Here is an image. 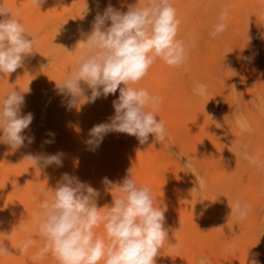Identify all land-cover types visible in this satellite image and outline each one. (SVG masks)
<instances>
[{"label":"rangeland","instance_id":"374dc122","mask_svg":"<svg viewBox=\"0 0 264 264\" xmlns=\"http://www.w3.org/2000/svg\"><path fill=\"white\" fill-rule=\"evenodd\" d=\"M149 2L46 0L40 8L31 0H0L39 40L21 68L0 74V102L13 89L24 92L22 114H34L24 134L35 137L16 151L0 144V246L11 253L0 256V264H59L51 252L36 258L46 245L36 214L62 174L98 189V207H103L112 200L103 179L119 183L130 169L137 184L150 189L154 206L166 210L168 240L156 264H264V112L257 108L264 104V0H171L180 20L177 39L185 42L188 60L170 67L157 58L131 85L160 97L155 115L165 126L163 142L150 134L142 145L134 136L112 132L103 146L90 151L85 145L89 130L109 122L119 90L71 109L69 97L58 94L55 81L76 68L83 48L77 42L90 33L97 12L109 4L127 11ZM225 9L226 31L213 38L210 32ZM197 82L207 86L205 95L194 94ZM240 114L250 132L237 126ZM49 139L53 142L45 143ZM244 151L257 163L244 160ZM28 153H60L63 165L39 171L24 160ZM187 160L203 187L184 168ZM236 201L249 206L244 219L231 214ZM94 232L107 239L103 224ZM29 239L34 243L21 253Z\"/></svg>","mask_w":264,"mask_h":264},{"label":"clouds","instance_id":"9594fccd","mask_svg":"<svg viewBox=\"0 0 264 264\" xmlns=\"http://www.w3.org/2000/svg\"><path fill=\"white\" fill-rule=\"evenodd\" d=\"M45 2L31 0L33 6L40 8ZM227 17L225 9L214 31L210 32L213 38L226 31ZM179 25L171 0H150L144 5L135 3L128 6L127 11L109 4L103 12H97L90 33L77 42V45L83 44V48L76 68L66 73L61 82L55 81L58 94L69 97V109L94 103L119 90L109 122L98 123L89 130L85 141L88 150L95 151L112 132L134 136L142 145L148 142L150 134L157 142L168 138L163 121L155 115L159 111L160 97L131 85L147 75L157 58L170 67L186 64L187 46L177 39ZM38 43V38L0 3V74L9 75L21 68ZM86 89L90 90V95H86ZM193 92L203 96L207 86L197 82ZM23 93L13 89L0 102V144L13 151L24 147L26 141L28 145L35 142L34 135L24 134L34 114H22V107L26 105ZM81 100L85 102L81 104ZM257 108L264 112V104H258ZM236 124L242 132L252 130L242 114L237 115ZM48 135L54 139V133ZM51 142L52 139L45 141ZM61 155L28 153L24 160L41 171L42 166L52 164L62 167ZM241 155L244 160L257 163L246 151ZM183 166L187 173L195 176L198 186L203 187L204 181L196 175L192 162L187 160ZM103 184L112 197L111 204L103 207H98L101 194L98 189L68 173L62 174L55 188H48L50 192L42 190L47 198L39 204L36 220L46 245L36 258L51 252L59 264H100L101 260L104 264H156L160 249L168 240L166 210L154 206L150 189L137 184L131 169L121 182L105 177ZM113 190L118 194L112 195ZM230 208L231 214L244 219L249 206L236 201ZM100 224H103L107 239L94 232ZM33 243L32 239L26 241L21 253ZM9 254L7 247L0 246V256ZM200 264L205 261L201 260Z\"/></svg>","mask_w":264,"mask_h":264},{"label":"bare ground","instance_id":"6f19581e","mask_svg":"<svg viewBox=\"0 0 264 264\" xmlns=\"http://www.w3.org/2000/svg\"><path fill=\"white\" fill-rule=\"evenodd\" d=\"M180 2V1H179ZM180 4H181V2H180ZM181 11V10H180ZM31 112V111H30ZM102 145V144H101ZM103 146V145H102ZM26 153V152H25ZM38 153V152H37ZM19 156V155H18ZM21 157V156H20ZM18 158V157H17ZM21 159V158H20ZM77 160V159H76ZM89 160V159H88ZM99 160V159H98ZM13 161V160H12ZM14 161H16V160H14ZM24 161V160H23ZM81 161H83V159L81 160ZM72 162H73V160H72ZM16 163H17V161H16ZM30 163V162H29ZM5 166V165H4ZM6 166H8L7 164H6ZM32 166V165H31ZM7 168V167H6ZM6 171V170H5ZM11 173V172H10ZM10 173H8L9 175H10ZM13 173V172H12ZM6 174V173H5ZM13 176V175H12ZM14 177V176H13ZM3 178V177H2ZM10 178V177H9ZM5 179V178H4ZM8 179V178H7ZM11 179H12V177H11ZM6 180V179H5ZM10 181V180H9ZM3 183V182H2ZM4 184V183H3Z\"/></svg>","mask_w":264,"mask_h":264}]
</instances>
